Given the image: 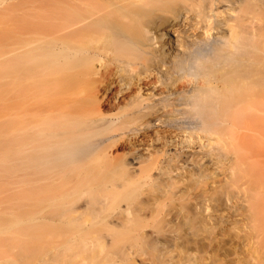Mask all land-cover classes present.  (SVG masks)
I'll return each mask as SVG.
<instances>
[{"label": "bare ground", "instance_id": "6f19581e", "mask_svg": "<svg viewBox=\"0 0 264 264\" xmlns=\"http://www.w3.org/2000/svg\"><path fill=\"white\" fill-rule=\"evenodd\" d=\"M33 1L0 62L19 264L44 212L83 219L54 264H264V0Z\"/></svg>", "mask_w": 264, "mask_h": 264}, {"label": "rangeland", "instance_id": "374dc122", "mask_svg": "<svg viewBox=\"0 0 264 264\" xmlns=\"http://www.w3.org/2000/svg\"><path fill=\"white\" fill-rule=\"evenodd\" d=\"M28 3L30 0H26ZM24 0H0V62L4 55V30L6 26L15 19L20 12L21 7L24 5ZM39 0H34L32 6ZM40 2V1H39ZM38 4H41V2ZM27 3V4H28ZM32 3V1L30 2ZM29 3V5H31ZM26 4V5H27ZM36 4V5H38ZM28 5V6H29ZM4 94V79L3 72L0 68V96ZM4 100H0V142L2 141L1 127L4 122ZM1 147V145H0ZM1 152V148H0ZM2 153H0L1 155ZM16 166L9 161L3 160L0 157V218L4 216L11 217L13 213L18 211V206L21 203H31L33 198V191L28 185L18 183L19 173ZM10 188V190H9ZM75 222L69 224L62 220L60 223L61 228H57L55 221L50 212H44L38 221V227L34 228L33 242L31 244L35 247L37 252L44 253V259L48 260L49 264H54L52 255L55 253L60 254L61 259L64 261L67 256V251L62 249V245L67 239L70 231L80 229L83 225L82 218H76ZM59 229V230H58ZM71 229V230H70ZM17 231L13 230L9 233L0 235V264H19L18 258L21 256H28L26 250H22L20 244L24 241L23 238L16 237L13 242H8L12 236L19 235ZM45 249L46 252H42ZM28 264H38L30 261Z\"/></svg>", "mask_w": 264, "mask_h": 264}]
</instances>
